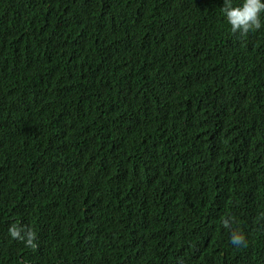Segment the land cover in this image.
Segmentation results:
<instances>
[{"label":"trees","instance_id":"1","mask_svg":"<svg viewBox=\"0 0 264 264\" xmlns=\"http://www.w3.org/2000/svg\"><path fill=\"white\" fill-rule=\"evenodd\" d=\"M223 5L0 0V264H264V26Z\"/></svg>","mask_w":264,"mask_h":264},{"label":"clouds","instance_id":"2","mask_svg":"<svg viewBox=\"0 0 264 264\" xmlns=\"http://www.w3.org/2000/svg\"><path fill=\"white\" fill-rule=\"evenodd\" d=\"M221 12L231 26L233 34L240 33L241 36L261 29V13H264V2L262 0H243L241 6H233L232 0H224ZM225 229H231V218L223 219ZM13 240L21 241L27 248H37V234L25 226L13 223L8 229ZM230 242L236 247L246 246L245 235L237 229H231Z\"/></svg>","mask_w":264,"mask_h":264}]
</instances>
